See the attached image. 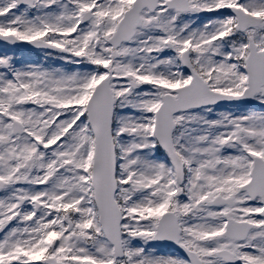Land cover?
I'll list each match as a JSON object with an SVG mask.
<instances>
[{
    "label": "snow or ice",
    "instance_id": "6c2138e0",
    "mask_svg": "<svg viewBox=\"0 0 264 264\" xmlns=\"http://www.w3.org/2000/svg\"><path fill=\"white\" fill-rule=\"evenodd\" d=\"M0 264H264V0H0Z\"/></svg>",
    "mask_w": 264,
    "mask_h": 264
}]
</instances>
